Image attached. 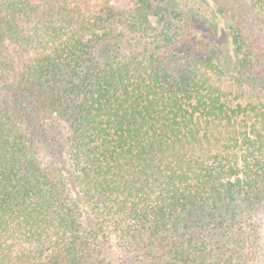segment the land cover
I'll list each match as a JSON object with an SVG mask.
<instances>
[{"label": "trees", "instance_id": "trees-1", "mask_svg": "<svg viewBox=\"0 0 264 264\" xmlns=\"http://www.w3.org/2000/svg\"><path fill=\"white\" fill-rule=\"evenodd\" d=\"M252 16L264 0H0V264H263Z\"/></svg>", "mask_w": 264, "mask_h": 264}, {"label": "rangeland", "instance_id": "rangeland-1", "mask_svg": "<svg viewBox=\"0 0 264 264\" xmlns=\"http://www.w3.org/2000/svg\"><path fill=\"white\" fill-rule=\"evenodd\" d=\"M252 19L254 21L251 20V17H250V20H251V23H254V26L258 23L260 24V28H258V30L256 29V31H259L260 32L262 31V33L260 34L262 37H263V43H264V26L261 24L260 21H255V18L254 16H252ZM250 20L248 21V23H250ZM217 43L219 45V49L221 51V53L223 55H225L226 53H229L230 52V48H229V39L227 37V34L226 32H224L223 30L222 31H219L217 33ZM49 158V154L46 152L45 149H43L42 151V159L45 161ZM257 221H258V227H259V237H260V245H261V254H262V263L264 264V212H261L258 214L257 216Z\"/></svg>", "mask_w": 264, "mask_h": 264}]
</instances>
